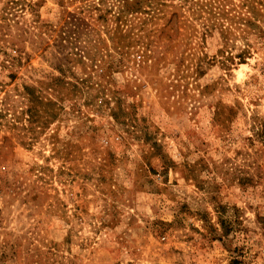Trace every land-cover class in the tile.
<instances>
[{"label": "rangeland", "instance_id": "obj_1", "mask_svg": "<svg viewBox=\"0 0 264 264\" xmlns=\"http://www.w3.org/2000/svg\"><path fill=\"white\" fill-rule=\"evenodd\" d=\"M0 264H264V0H0Z\"/></svg>", "mask_w": 264, "mask_h": 264}]
</instances>
